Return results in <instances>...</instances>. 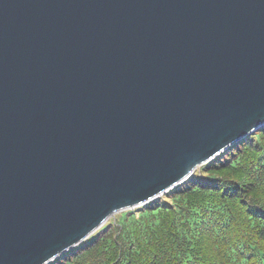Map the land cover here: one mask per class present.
Segmentation results:
<instances>
[{"label":"water","instance_id":"water-1","mask_svg":"<svg viewBox=\"0 0 264 264\" xmlns=\"http://www.w3.org/2000/svg\"><path fill=\"white\" fill-rule=\"evenodd\" d=\"M264 125V0H0V264H47Z\"/></svg>","mask_w":264,"mask_h":264},{"label":"trees","instance_id":"trees-1","mask_svg":"<svg viewBox=\"0 0 264 264\" xmlns=\"http://www.w3.org/2000/svg\"><path fill=\"white\" fill-rule=\"evenodd\" d=\"M47 264H264V125Z\"/></svg>","mask_w":264,"mask_h":264},{"label":"rangeland","instance_id":"rangeland-1","mask_svg":"<svg viewBox=\"0 0 264 264\" xmlns=\"http://www.w3.org/2000/svg\"><path fill=\"white\" fill-rule=\"evenodd\" d=\"M118 214H119V212H117V213L113 214L112 216H110V217L104 222L103 225H108V223L111 222V218H113L115 215L118 216Z\"/></svg>","mask_w":264,"mask_h":264},{"label":"bare ground","instance_id":"bare-ground-1","mask_svg":"<svg viewBox=\"0 0 264 264\" xmlns=\"http://www.w3.org/2000/svg\"><path fill=\"white\" fill-rule=\"evenodd\" d=\"M261 127H262L261 125H260V127H257V129L254 132L258 131Z\"/></svg>","mask_w":264,"mask_h":264}]
</instances>
